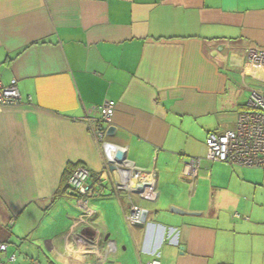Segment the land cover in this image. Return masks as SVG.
I'll list each match as a JSON object with an SVG mask.
<instances>
[{
    "label": "crops",
    "instance_id": "obj_1",
    "mask_svg": "<svg viewBox=\"0 0 264 264\" xmlns=\"http://www.w3.org/2000/svg\"><path fill=\"white\" fill-rule=\"evenodd\" d=\"M252 45L264 48V0H0V81L22 99L0 107L2 264H264L255 168L206 158L207 136L264 90ZM107 100L106 140L154 172L155 200L93 181L87 118ZM77 166L93 176L90 225L65 179ZM130 200L143 224L126 222Z\"/></svg>",
    "mask_w": 264,
    "mask_h": 264
},
{
    "label": "built area",
    "instance_id": "obj_2",
    "mask_svg": "<svg viewBox=\"0 0 264 264\" xmlns=\"http://www.w3.org/2000/svg\"><path fill=\"white\" fill-rule=\"evenodd\" d=\"M244 53L248 65L261 71V81L264 84V48L252 45L248 46ZM21 102L16 80L13 78L7 84L0 81V107L19 105ZM114 107L115 102L107 100L97 106V117L87 118L103 162L102 171L93 178V181H108L116 195L124 192L142 199L155 200L157 193L153 188L155 177L153 171L138 168L127 158L120 162L114 160L117 151L125 152V148L106 140V128L111 123ZM206 148V158L210 161L264 169V90H252L246 108L237 114L235 129L223 133H210L206 138ZM198 165L199 158H191L185 163L186 173L193 174ZM92 177L87 168L77 166L67 180L68 190L76 198L75 206L79 214L75 222L79 224H91L93 211L89 203L94 195ZM144 214V209L130 200L125 214L126 222L129 225L143 224ZM234 215L238 217V214ZM111 246L112 243L109 242L108 247ZM6 250L7 244L0 242V252ZM14 260L15 255H9L8 261ZM146 264H160V262L153 258Z\"/></svg>",
    "mask_w": 264,
    "mask_h": 264
},
{
    "label": "water",
    "instance_id": "obj_3",
    "mask_svg": "<svg viewBox=\"0 0 264 264\" xmlns=\"http://www.w3.org/2000/svg\"><path fill=\"white\" fill-rule=\"evenodd\" d=\"M113 130H114V127L113 126H109L108 128H107V133L108 134H111L112 132H113ZM124 158H126V153L125 152H121V151H117L115 154H114V160L116 161V162H120L122 159H124ZM111 167H113V166H111ZM146 215V214H145ZM144 215V218H143V220H144V222H145V219H146V216Z\"/></svg>",
    "mask_w": 264,
    "mask_h": 264
},
{
    "label": "rangeland",
    "instance_id": "obj_4",
    "mask_svg": "<svg viewBox=\"0 0 264 264\" xmlns=\"http://www.w3.org/2000/svg\"><path fill=\"white\" fill-rule=\"evenodd\" d=\"M250 175L255 176L258 179L259 183L264 186V169L255 168L253 170V173H251Z\"/></svg>",
    "mask_w": 264,
    "mask_h": 264
},
{
    "label": "trees",
    "instance_id": "obj_5",
    "mask_svg": "<svg viewBox=\"0 0 264 264\" xmlns=\"http://www.w3.org/2000/svg\"><path fill=\"white\" fill-rule=\"evenodd\" d=\"M65 179H68V175L65 177ZM64 185H65V186H64V188H63V189H65V188H66V186H67V185H66V183H65ZM61 193H62V192L60 191L58 194H56V196H57V195H60Z\"/></svg>",
    "mask_w": 264,
    "mask_h": 264
},
{
    "label": "clouds",
    "instance_id": "obj_6",
    "mask_svg": "<svg viewBox=\"0 0 264 264\" xmlns=\"http://www.w3.org/2000/svg\"><path fill=\"white\" fill-rule=\"evenodd\" d=\"M145 215V214H144ZM144 223V222H143Z\"/></svg>",
    "mask_w": 264,
    "mask_h": 264
}]
</instances>
